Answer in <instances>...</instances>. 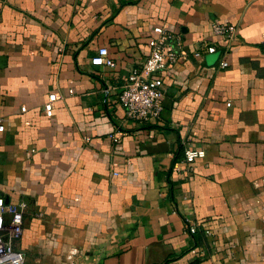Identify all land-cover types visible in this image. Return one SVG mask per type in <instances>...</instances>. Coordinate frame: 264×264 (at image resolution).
Here are the masks:
<instances>
[{"label":"crops","instance_id":"crops-1","mask_svg":"<svg viewBox=\"0 0 264 264\" xmlns=\"http://www.w3.org/2000/svg\"><path fill=\"white\" fill-rule=\"evenodd\" d=\"M212 22L239 31L223 68ZM157 25L219 49L164 79L159 119L132 121L117 95ZM101 47L116 66L92 65ZM0 118L25 264H264V0H0ZM189 149L205 155L174 172Z\"/></svg>","mask_w":264,"mask_h":264},{"label":"built area","instance_id":"built-area-1","mask_svg":"<svg viewBox=\"0 0 264 264\" xmlns=\"http://www.w3.org/2000/svg\"><path fill=\"white\" fill-rule=\"evenodd\" d=\"M211 34L220 37L224 41L221 47L222 58L220 67H226L228 61L225 55L232 44L239 39V31L236 25L230 23H211ZM146 44L149 52L143 62L130 69L123 80V84L117 95V102L122 107L125 117L132 121H153L160 118L163 111V85L164 79L170 77L180 63L188 56L201 59L204 54H213L219 49V44L214 41L201 40L194 50L185 49L179 34L172 32L164 25L153 26L147 36ZM92 65L114 67L116 63L108 56L107 49L101 47L97 54L91 58ZM56 95H48L43 105L46 116L52 115L53 102ZM4 130L3 119L0 118V132ZM205 151L185 150L184 156L172 166L174 172H180L183 168L191 170L190 164L197 158H202ZM116 156L112 158L111 175L117 176L118 162ZM27 203L24 200L6 202L0 196V264H25V255L15 248V244L22 238L24 231V214ZM187 232L193 235L196 225L190 221ZM77 264H85V260Z\"/></svg>","mask_w":264,"mask_h":264},{"label":"trees","instance_id":"trees-1","mask_svg":"<svg viewBox=\"0 0 264 264\" xmlns=\"http://www.w3.org/2000/svg\"><path fill=\"white\" fill-rule=\"evenodd\" d=\"M191 264H201V261L199 259H196L193 262H191Z\"/></svg>","mask_w":264,"mask_h":264}]
</instances>
